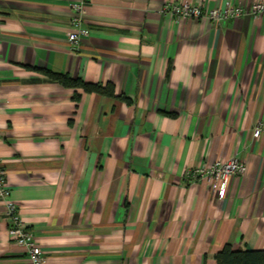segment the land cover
Returning <instances> with one entry per match:
<instances>
[{"label": "crops", "instance_id": "1", "mask_svg": "<svg viewBox=\"0 0 264 264\" xmlns=\"http://www.w3.org/2000/svg\"><path fill=\"white\" fill-rule=\"evenodd\" d=\"M0 0V159L46 264H217L264 250V15H164L264 0ZM48 72L112 85L65 88ZM78 96V98H77ZM240 158L225 198L188 171ZM0 264H31L8 235Z\"/></svg>", "mask_w": 264, "mask_h": 264}, {"label": "built area", "instance_id": "2", "mask_svg": "<svg viewBox=\"0 0 264 264\" xmlns=\"http://www.w3.org/2000/svg\"><path fill=\"white\" fill-rule=\"evenodd\" d=\"M90 0H82L80 4L74 5L78 16L72 19V31L69 35L70 47L73 51L77 50L82 39L89 35V30L84 27L83 13L86 11ZM164 15H171L177 19L205 18L210 20L215 26H221L228 21L252 15L261 17L264 15V2H256L253 5L235 6L229 5L223 10L206 11L201 4L188 2L178 4L168 1L163 8ZM264 136V121L259 123L254 129V137ZM247 172V164L240 158H234L230 161H216L213 165L199 167L188 171L186 176L193 179L194 182L200 179H206L209 186L215 192H218L221 198H225L229 191V181L233 177L243 176ZM12 190L9 186L6 170L0 159V203L4 206V218L8 224V235L17 245L26 249L31 264H46V257L43 250L36 240L34 233L26 226L21 210L16 201L12 199Z\"/></svg>", "mask_w": 264, "mask_h": 264}, {"label": "trees", "instance_id": "3", "mask_svg": "<svg viewBox=\"0 0 264 264\" xmlns=\"http://www.w3.org/2000/svg\"><path fill=\"white\" fill-rule=\"evenodd\" d=\"M49 78L69 89H82L86 93H96L109 97H116L112 85L104 87L99 84L85 83L68 75L48 72ZM78 98V96H77ZM217 264H264V250H234L232 246H226L216 256Z\"/></svg>", "mask_w": 264, "mask_h": 264}]
</instances>
